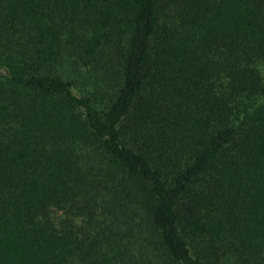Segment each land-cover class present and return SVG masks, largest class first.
Instances as JSON below:
<instances>
[{"label": "trees", "instance_id": "16d2710c", "mask_svg": "<svg viewBox=\"0 0 264 264\" xmlns=\"http://www.w3.org/2000/svg\"><path fill=\"white\" fill-rule=\"evenodd\" d=\"M0 264H264V0H0Z\"/></svg>", "mask_w": 264, "mask_h": 264}, {"label": "rangeland", "instance_id": "374dc122", "mask_svg": "<svg viewBox=\"0 0 264 264\" xmlns=\"http://www.w3.org/2000/svg\"><path fill=\"white\" fill-rule=\"evenodd\" d=\"M49 212H50V216L52 217L53 221L56 223L61 217L60 212L54 209H51Z\"/></svg>", "mask_w": 264, "mask_h": 264}]
</instances>
